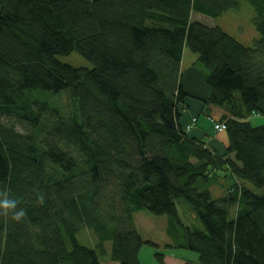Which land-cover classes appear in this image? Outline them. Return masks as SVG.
Returning a JSON list of instances; mask_svg holds the SVG:
<instances>
[{
    "label": "trees",
    "instance_id": "1",
    "mask_svg": "<svg viewBox=\"0 0 264 264\" xmlns=\"http://www.w3.org/2000/svg\"><path fill=\"white\" fill-rule=\"evenodd\" d=\"M238 1L0 0V196L26 212H0V264H141L156 246L142 211L167 217V246L195 264H264V124L250 123L264 119V0H244L251 47L191 20ZM185 49L197 61L181 69ZM72 53L91 68L58 60ZM188 101L223 112L222 154L185 132Z\"/></svg>",
    "mask_w": 264,
    "mask_h": 264
},
{
    "label": "rangeland",
    "instance_id": "2",
    "mask_svg": "<svg viewBox=\"0 0 264 264\" xmlns=\"http://www.w3.org/2000/svg\"><path fill=\"white\" fill-rule=\"evenodd\" d=\"M238 5V10L227 11L216 19L193 14L191 15V20L206 27H218L240 44L245 47H251L252 44L260 38V34L257 32L252 22L256 16L255 11L254 8L244 0H239ZM58 60L76 68H91L88 62L75 53L65 57H58ZM196 61L197 55L191 53L188 49H185L183 51L181 69L188 68ZM60 101L63 106H66L68 103L65 97H61ZM221 183H226L227 186L231 184V181L221 179L220 184ZM209 191L213 199L219 198L223 194V189L220 185L213 186ZM254 192L257 195H264V188L260 190L254 189ZM177 211L179 220L184 226L190 227L191 225L197 224L196 214L183 202H177ZM231 216H233V212H231ZM133 221L135 229L140 237L144 241H150L156 245L150 246L145 244L141 247L138 255L141 264H160L155 257L156 253L164 255V264H168L169 260L172 261V264L175 260L179 259H183L186 262H195L197 260L196 253L176 248L171 249L167 246L168 244H171L169 236L170 227L167 217H156L142 211L134 215ZM83 235V233L77 235L78 241L82 245L90 247V243L84 240ZM105 246L107 252L110 251V244L106 243Z\"/></svg>",
    "mask_w": 264,
    "mask_h": 264
},
{
    "label": "crops",
    "instance_id": "3",
    "mask_svg": "<svg viewBox=\"0 0 264 264\" xmlns=\"http://www.w3.org/2000/svg\"><path fill=\"white\" fill-rule=\"evenodd\" d=\"M189 108L183 113L181 119L182 127H185V132L189 135L204 139L207 145L211 147L214 151L219 154L224 152V148L227 146V137L224 133H215L213 126L217 123L223 116V112L217 108H208L209 116L202 114L203 107L201 103L196 101H188ZM252 126L257 127L264 124V119L260 117H255L250 119ZM163 258V264H164ZM187 262L183 259L175 260L173 264H186ZM196 262H192L195 264ZM101 264H116L112 262H104ZM168 264H172L169 260Z\"/></svg>",
    "mask_w": 264,
    "mask_h": 264
},
{
    "label": "clouds",
    "instance_id": "4",
    "mask_svg": "<svg viewBox=\"0 0 264 264\" xmlns=\"http://www.w3.org/2000/svg\"><path fill=\"white\" fill-rule=\"evenodd\" d=\"M17 204V200L7 199L3 196H0V212L6 213L10 211L13 213L12 220L15 222H21L24 219L26 212L23 208H21L19 211H16Z\"/></svg>",
    "mask_w": 264,
    "mask_h": 264
},
{
    "label": "built area",
    "instance_id": "5",
    "mask_svg": "<svg viewBox=\"0 0 264 264\" xmlns=\"http://www.w3.org/2000/svg\"><path fill=\"white\" fill-rule=\"evenodd\" d=\"M213 129L216 133H222L226 130V126L222 123H214Z\"/></svg>",
    "mask_w": 264,
    "mask_h": 264
}]
</instances>
